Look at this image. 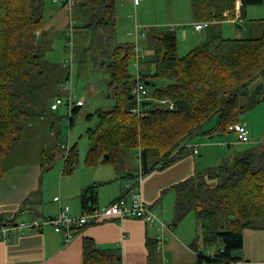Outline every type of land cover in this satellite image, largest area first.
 <instances>
[{"label": "trees", "instance_id": "obj_1", "mask_svg": "<svg viewBox=\"0 0 264 264\" xmlns=\"http://www.w3.org/2000/svg\"><path fill=\"white\" fill-rule=\"evenodd\" d=\"M118 1L76 0L72 16L86 20L79 28L87 33L111 29L116 35ZM127 1L137 6L141 0L138 4ZM61 2L67 8V0ZM44 4V0H0V178L23 137L26 120L44 116V112L32 111L35 92L42 88L36 80L44 69V54L38 44V35H46ZM249 6L264 7V0H191L195 21L209 22V26L203 29L207 31L205 40L183 57L178 56L174 29L156 33L159 46L151 61L148 56L142 61L146 69L140 70L139 81L148 83L150 90L147 102L151 105L143 106L144 116L132 112L137 106L133 89L138 79L130 67L137 45L117 43L106 52L109 60L100 66L110 75L108 90L115 105L88 116L95 125L87 130L91 147L86 166L112 163L119 172L117 165L122 157L134 153L146 177L190 156L193 151L185 144L200 135L214 118L218 120L216 127L203 134L237 135L234 126L264 103V31L260 38L230 39L223 36L220 27L228 18H246ZM74 11L78 12L76 16ZM260 21L264 26V19ZM148 62L155 65L154 74L148 73ZM57 98L62 97L58 95L49 103L51 112L59 110L51 108ZM163 99L173 101L174 110L157 102ZM82 107L70 110L72 121ZM62 148L63 175L70 177L80 165L77 146L62 147L57 142L42 151L40 164L44 171H50L57 159L56 151ZM121 179L132 181L135 172H128ZM100 185L96 183L82 191L84 211L97 208ZM172 191L176 195L174 226L190 213L198 221L194 264L239 263L245 230L264 227L257 226L264 221V142L243 151L235 160L225 158L218 166L196 173L163 195ZM13 222L0 216V227ZM219 242L221 250L211 252ZM147 249V264H164L159 260L157 239H148ZM235 254L239 256L234 257ZM84 264H122L120 248L100 250L87 239Z\"/></svg>", "mask_w": 264, "mask_h": 264}, {"label": "rangeland", "instance_id": "obj_2", "mask_svg": "<svg viewBox=\"0 0 264 264\" xmlns=\"http://www.w3.org/2000/svg\"><path fill=\"white\" fill-rule=\"evenodd\" d=\"M58 1L44 0L42 15L45 27H47L44 30L46 35H38V44L44 54V69L36 80V84L42 88L35 92L36 98L32 111L38 114L44 112V116H34L26 120L23 137L14 151V155L6 163L5 170L14 165H39L42 151L54 147L59 142L62 147L77 146L80 154V165L77 171L80 169L92 171L90 173L94 172L99 178L125 176L133 168L135 172L140 168V163L134 153H128L122 157L121 163L117 165L119 172L115 171V166L112 163L93 168L85 164L87 152L91 147L87 130L95 125V121H89L88 116L99 109L109 110L115 105V100L111 98L108 90L110 75L100 65L109 60V54L106 52L115 47L117 43H133L136 32L139 37L141 33L147 35L146 40H138V46L145 48L149 61L152 60L153 54L159 46L155 37L156 33L172 29H176L178 56L183 57L188 54L199 46L198 38L200 37V34L194 31L195 28H192L195 18L191 10V0H141V6L136 9L126 0H119L116 35L112 33L111 29L101 30L97 33H87L80 29L79 25L85 24L86 20L73 18L72 11L67 8L62 12L61 9L64 7L62 4H58L60 3ZM77 14L78 12L74 11V16ZM188 19L191 21H184ZM262 19H264V7L249 6L246 9V18H228L222 22L220 28L225 38H260L264 31V26L260 21ZM238 26H241L242 29ZM241 32L243 33L241 34ZM206 33L205 30L201 36L205 38ZM148 65V73L154 74L155 65L151 62H148ZM130 70L132 74L137 75L135 61L131 64ZM66 78L70 81L66 82ZM62 83H66L65 86ZM58 95L64 99V104L58 111L51 112L49 103ZM70 96L75 102L73 107H77L78 101L84 103V107L74 116L73 121L67 106ZM217 122V118L212 119L205 125L203 132L216 127ZM241 122L247 125L250 142L241 143L235 134L206 136L202 132L190 139L185 146L194 147L198 145V142L205 140L217 147L213 148L207 157L203 151L201 155L192 153L194 161L203 160L201 165H216V162L212 160L214 154L219 155L221 160L224 158L235 160L243 151L257 146L259 142H264V103L244 115ZM228 144L231 145L230 148H228ZM56 153L55 165H64V149L62 148ZM187 158L191 157L187 156L181 161ZM196 168L199 171L200 167ZM194 217V214L190 213L182 225H186L188 219ZM259 225H264V221L258 222L257 226ZM150 228L155 229L157 226H150ZM221 247L222 243L219 242L210 251L219 252ZM160 255L159 258L162 262Z\"/></svg>", "mask_w": 264, "mask_h": 264}, {"label": "crops", "instance_id": "obj_3", "mask_svg": "<svg viewBox=\"0 0 264 264\" xmlns=\"http://www.w3.org/2000/svg\"><path fill=\"white\" fill-rule=\"evenodd\" d=\"M127 2L135 9L141 6V1L137 6ZM58 4L63 6L61 0ZM64 10L67 9L65 7L61 9L62 12ZM196 24L194 20L193 25ZM194 31L200 34L198 38L200 45L206 38L201 36L205 30ZM142 34L139 37L136 32L135 41L131 44L139 45L140 39L146 40V33L145 37ZM141 49L148 56L145 48ZM145 66L146 64H141L140 70L146 69ZM136 68L137 74V65ZM212 144L202 140L190 149L193 151L192 148L197 147L199 149L197 155H201L203 151L207 157L212 149L217 147ZM227 146L230 148L229 144ZM192 156L165 170L154 171L145 177L142 185L145 203L153 208L169 228L165 232L166 241L160 247L159 253L164 255H160L164 264L196 262L197 253L194 245L199 237V226L195 217L188 219L186 225H182L189 214L174 226L176 195L173 191L165 195L163 192L196 173L218 166L225 159L221 160L219 155L214 154L212 160L216 165H201L203 160L194 161ZM198 166L199 171L196 168ZM63 168L64 165H54L50 171H44L41 164H33L14 165L6 169L0 178V216H5V220L14 221L13 225L32 220L43 222L45 219L56 217L62 208L68 207L73 217H81L84 207L80 195L85 188L96 183L101 184L98 189L97 208H106L124 196L129 203L131 202V196L126 193V184L130 182L129 180H123L118 175L115 178H99L94 172L90 173L92 171L85 169L66 177L63 175ZM133 169L131 173L134 172ZM159 236L158 227L150 228L145 222L135 218L110 220L87 225L81 230L74 229L69 240L66 239L64 231L50 225H42L40 230H26L23 234L14 229L8 231L6 238H3L0 232V264H84V242L87 239L92 240L100 250L120 248L122 264H147V240L158 239ZM159 260L161 261L160 258ZM236 264H264V227L245 230L241 260Z\"/></svg>", "mask_w": 264, "mask_h": 264}, {"label": "built area", "instance_id": "obj_4", "mask_svg": "<svg viewBox=\"0 0 264 264\" xmlns=\"http://www.w3.org/2000/svg\"><path fill=\"white\" fill-rule=\"evenodd\" d=\"M135 4H138L140 0H130ZM67 9L70 11L76 5V0H67ZM209 26V22H201L194 26L196 31H201ZM138 47V46H137ZM136 47L135 62L138 67V82L133 89V96L136 98V107L132 110L133 113L142 115L143 114V103L149 101L150 90L147 85L140 80L141 72L140 67L142 61L146 58V54L142 49ZM68 108L71 110L75 102L70 98L67 100ZM161 106L174 110L175 103L169 99H163L157 101ZM64 104V99L57 98L51 108L52 110H58ZM77 106H83L82 101L76 103ZM238 135V140L241 143H248L249 136L247 134L246 125L243 123L237 124L233 128ZM191 148V147H189ZM194 155L199 153L197 147L192 148ZM140 154V153H139ZM140 168L135 171V179L126 184V193L131 196V202L129 203L126 197H121L115 200L108 207L100 209L95 208L94 210H85L81 217H73L68 207H64L60 210L58 215L54 218L45 219L43 222L38 220H32L29 222H23L19 225H7L6 227H0V232L3 238H6L8 231L17 230L19 234H23L26 230L38 229L40 230L42 225H50L58 230L65 232L66 239L69 240L73 235V230L79 227H84L92 224H99L110 220H124L126 218H135L142 220L149 226H157L160 236L158 237L159 249L164 245L166 238L165 232L169 230L167 225L162 221L158 214L153 210L151 206L145 203L142 195V185L145 180L143 174V166L141 161Z\"/></svg>", "mask_w": 264, "mask_h": 264}, {"label": "water", "instance_id": "obj_5", "mask_svg": "<svg viewBox=\"0 0 264 264\" xmlns=\"http://www.w3.org/2000/svg\"><path fill=\"white\" fill-rule=\"evenodd\" d=\"M147 85H149V84L147 83ZM143 105H144V106H150L151 103H150V102H145ZM106 158H108V157L106 156ZM231 218H233V217L231 216ZM238 256H239L238 254H235V255H234V257H238Z\"/></svg>", "mask_w": 264, "mask_h": 264}, {"label": "clouds", "instance_id": "obj_6", "mask_svg": "<svg viewBox=\"0 0 264 264\" xmlns=\"http://www.w3.org/2000/svg\"><path fill=\"white\" fill-rule=\"evenodd\" d=\"M198 24V23H197ZM146 35H144V37H145ZM138 46V45H137ZM139 47V46H138ZM142 51H144L143 49H142ZM146 54V53H145ZM147 56V55H146ZM144 61V60H143ZM142 64V63H141ZM137 76H138V73H137V75H136V79H137ZM146 84V83H145ZM147 85V84H146ZM148 86V85H147ZM144 104V103H143ZM84 106V105H83ZM244 124V123H243ZM246 125V124H245ZM246 129H247V125H246ZM189 148V147H188ZM194 154V153H193Z\"/></svg>", "mask_w": 264, "mask_h": 264}]
</instances>
